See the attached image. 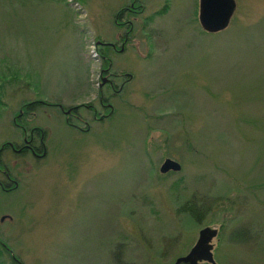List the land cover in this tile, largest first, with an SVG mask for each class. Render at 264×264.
<instances>
[{"label":"rangeland","instance_id":"374dc122","mask_svg":"<svg viewBox=\"0 0 264 264\" xmlns=\"http://www.w3.org/2000/svg\"><path fill=\"white\" fill-rule=\"evenodd\" d=\"M234 1L209 33L198 0H0V145L46 148L3 155L0 264H175L205 226L216 264H264V0ZM93 49L123 76L98 120Z\"/></svg>","mask_w":264,"mask_h":264},{"label":"flooded vegetation","instance_id":"af4514ba","mask_svg":"<svg viewBox=\"0 0 264 264\" xmlns=\"http://www.w3.org/2000/svg\"><path fill=\"white\" fill-rule=\"evenodd\" d=\"M126 9L129 10L130 12H139L135 10L136 6L134 5L133 1L129 5H126ZM118 40L121 41L120 44L115 42L113 43L106 42V45L111 46L115 50H123L124 43L127 41V38L124 35H120L119 38L116 40V42H118ZM104 44L102 43V45ZM97 57H98V61H100V59L102 58L98 73V78H99L98 85L101 91L100 93L101 95L99 98V107L102 109H109V113L102 115L99 113V110L96 107H92L90 105V108L93 110L92 112L94 113L93 117L96 120L103 118V116L109 115L110 112L112 111V105L108 102L107 95L109 96L112 95L113 92H117L118 88H120L117 81L118 79L121 80L123 79L122 74L119 75L110 70L112 65L110 63V60L107 59V57H104L103 54L101 55L100 59L98 54ZM123 82L124 81H122V83ZM105 92L107 95H104ZM84 106H89V105H84ZM80 107L81 106L79 105L77 106L74 105L70 107H64L61 105L60 109L61 112L65 115L66 117L65 121L68 125H71L73 128L74 127L79 128L76 122L82 121L85 124L86 128L85 129L79 128V129L82 131H86L88 130L89 125L88 122L85 121V119L80 118L81 116L79 114ZM23 114H24L23 109H20L18 114L14 117L13 121L17 126L19 125L17 123V119L20 118V116ZM28 132H29L28 134L25 133L23 135L22 141L20 143L6 141L0 145V189L5 192L14 190L16 189V187H18L17 180L15 179L14 176L10 174V171L7 168L6 164L2 162V159H4L3 155L6 153V151H10L9 153H14L16 155L29 153L35 158H42L46 155V148L44 145V132L38 127H32L29 129ZM5 157H6L5 160L8 159L9 154H5Z\"/></svg>","mask_w":264,"mask_h":264},{"label":"water","instance_id":"95a60500","mask_svg":"<svg viewBox=\"0 0 264 264\" xmlns=\"http://www.w3.org/2000/svg\"><path fill=\"white\" fill-rule=\"evenodd\" d=\"M235 6L234 0H199L198 20L200 26L209 33L224 29L229 23ZM180 168L181 166L177 161L165 158L159 167V171L166 173L168 171H179ZM217 233L218 230L216 228L210 226L202 227L190 250L185 255L177 257L175 264H198L199 262L216 264L212 253L213 245L211 241Z\"/></svg>","mask_w":264,"mask_h":264},{"label":"trees","instance_id":"16d2710c","mask_svg":"<svg viewBox=\"0 0 264 264\" xmlns=\"http://www.w3.org/2000/svg\"><path fill=\"white\" fill-rule=\"evenodd\" d=\"M186 210H188V211H190L191 210V206L187 203L186 205H185V207H184ZM0 247H1V245H0ZM2 254V251H1V249H0V255ZM13 261H14V263L13 264H20L15 258H13ZM207 264V263H206Z\"/></svg>","mask_w":264,"mask_h":264},{"label":"built area","instance_id":"2783aa9c","mask_svg":"<svg viewBox=\"0 0 264 264\" xmlns=\"http://www.w3.org/2000/svg\"><path fill=\"white\" fill-rule=\"evenodd\" d=\"M91 55H92L93 57H96V56H97V53L94 52V49L91 51Z\"/></svg>","mask_w":264,"mask_h":264},{"label":"bare ground","instance_id":"6f19581e","mask_svg":"<svg viewBox=\"0 0 264 264\" xmlns=\"http://www.w3.org/2000/svg\"><path fill=\"white\" fill-rule=\"evenodd\" d=\"M95 46H96V44H95ZM96 53L98 54V52L96 51Z\"/></svg>","mask_w":264,"mask_h":264}]
</instances>
